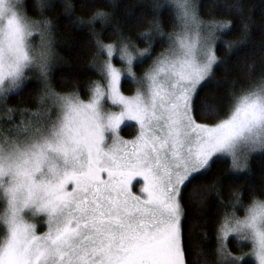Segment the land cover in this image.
I'll list each match as a JSON object with an SVG mask.
<instances>
[{
    "label": "snow or ice",
    "instance_id": "obj_1",
    "mask_svg": "<svg viewBox=\"0 0 264 264\" xmlns=\"http://www.w3.org/2000/svg\"><path fill=\"white\" fill-rule=\"evenodd\" d=\"M220 6L241 22L240 38L224 43L223 58L215 46L232 21L213 13L201 19L196 0H151V20L126 10L123 22L115 19L114 0L106 6L84 0L81 9L90 15L75 16L71 26L92 39L90 67L100 77L85 86V102L77 91L61 94L51 86L53 0H34L35 17L25 0H0V105L9 117L0 130V264H187L184 189L221 157L231 164L206 190L225 212L211 254L193 248L196 264H254L250 257L264 264V200L244 206L238 190L227 203L220 200L228 173L248 170L251 155L264 153V72L239 86L232 81L223 93L214 72L250 38L251 9L240 0ZM63 14L74 15L71 0H63ZM97 23L112 25L117 39L104 43ZM144 23L147 31L137 35L147 47L139 49L123 29ZM157 40L168 47L137 76L134 69L152 56ZM32 80L40 86L28 94L34 108L8 107L10 94L23 99ZM122 81L137 85L133 95L123 94ZM17 112L23 119L14 124L9 114ZM125 126L137 127L133 139L120 136Z\"/></svg>",
    "mask_w": 264,
    "mask_h": 264
},
{
    "label": "trees",
    "instance_id": "obj_2",
    "mask_svg": "<svg viewBox=\"0 0 264 264\" xmlns=\"http://www.w3.org/2000/svg\"><path fill=\"white\" fill-rule=\"evenodd\" d=\"M27 4L28 14L35 17L38 15L34 11V0H25ZM56 7L47 15L56 22L54 30L55 43L53 45L56 58L55 66L52 69L50 82L54 91L64 94L67 92L77 91L80 98L87 99L90 95L86 91L85 86L90 81L99 80L100 77L96 71L90 67L93 55L96 52L94 43L89 37L86 29L74 28L71 26V19L75 16H82L88 19L90 12L81 9L84 0H71L74 5V15L72 17L63 14V0H53ZM97 6H106L108 0H93ZM115 2V19L125 21L126 10L131 11L134 16L144 12L147 19H152V13L149 10L151 0H114ZM237 0H196L199 5V15L201 19H209V14L213 13L218 18L231 20L232 23L222 37L218 41L215 50L218 57L225 56L224 43L227 41H235L240 38L241 22L239 16L233 10L227 11L220 5H231ZM246 9H251V16L254 24L251 27V36L247 43L236 48L231 55L227 57V65L214 66L215 76L221 80L219 91L223 93L228 89L232 81L239 84H245L249 79H258L264 72V0H240ZM111 10V9H110ZM112 25H101L97 23L95 29L101 33L99 39L104 43L113 42L117 37L112 33ZM131 29V30H129ZM124 34L128 36L138 48H145L147 44L138 37L139 32L147 31V23L140 26L125 25ZM171 22L166 17L164 20V31H171ZM168 47V43H161L159 40L154 42L152 56L145 60L143 64L136 67L137 71L143 72L150 65L152 60ZM225 67L227 75H225ZM251 72L249 77L247 73ZM62 81H67L62 82ZM78 85V86H77ZM122 91L124 93H132L135 85L122 81ZM40 86L34 81L26 82L23 99L16 94H10L8 99V107L33 109L34 105L29 98V92H35ZM1 123L7 124L9 117L0 114ZM13 121L19 123L21 121L20 113L11 115ZM8 125V124H7ZM5 126V125H4ZM121 133L124 136L131 137L135 134V126H125ZM231 161L228 157H221L220 162L213 166L212 172L207 174L203 180L194 181L184 189V239L187 264H196V257L193 255V248L202 246L208 251L215 248L216 225L225 212V208L219 205V201L214 193H208L206 185L212 182V179L219 172L229 168ZM233 190L240 191L244 206L251 203L253 198L264 199V153H254L249 160V169L239 172H230L225 179L222 187V196L220 200L227 203L229 194ZM2 206H0V212ZM231 211V209H228ZM245 212L244 208L237 211L238 216H242ZM207 221V222H205ZM2 232V228H0ZM206 233L207 239L204 234ZM229 247L236 253H239L235 242ZM247 247L243 248L244 250ZM250 259V258H249ZM252 260V259H251ZM254 262V261H253ZM255 264V262H254Z\"/></svg>",
    "mask_w": 264,
    "mask_h": 264
},
{
    "label": "rangeland",
    "instance_id": "obj_3",
    "mask_svg": "<svg viewBox=\"0 0 264 264\" xmlns=\"http://www.w3.org/2000/svg\"><path fill=\"white\" fill-rule=\"evenodd\" d=\"M35 42H36V43L39 42V37H38V36H37ZM108 43H111V42H108ZM106 44H107V43H106ZM137 48H138V47H137ZM139 49H143V48H139ZM156 57H157V56H156ZM156 57H155V58H156ZM155 58H154V59H155ZM154 59H153V60H154ZM153 60H152V62L150 63V65L147 67L146 70H148L149 67L152 65ZM114 63L116 64L117 67H120V66H121L118 57L114 59ZM134 70H135L137 76H140V77H142V76L144 75L145 71H146V70H144L143 72H139V71H137L136 68H135ZM136 88H137V85H135V89H134V91H133L132 93H124L123 91H122V92H123L124 95L130 96V95H133V94L135 93ZM89 98H90V96H89L87 99H82V98H81V99H82L83 101L87 102V101L89 100ZM106 109L109 110V111H118V110H119V109H114V108H112L110 104L106 105ZM0 114H4V108H3V105H0ZM9 115L11 116L12 114H9ZM0 116H1V115H0ZM20 116H21V115H20ZM11 118H12V120L14 119V117H11ZM22 119H23V117H21V120H22ZM13 123H14V124H18V123H15L14 121H13ZM19 123H20V121H19ZM4 125H5V126H4ZM4 127H9V125L4 124V123H1V125H0V130H2ZM136 134H137V127H135V134H134L133 136H131V137L124 136V135L121 133V131H120V136L123 137V138L126 139V140H131V139H133V138L136 136ZM229 159H230V158H229ZM230 161H231V160H230ZM142 183H143L142 180H140V181H138V182H137V181H134L133 191H134L136 194H140V188L142 187ZM261 200H264V199H261ZM0 206H2V204H0ZM2 211H3V207H2L1 212H2ZM244 215H245V212H244V214H243L242 216H240V217H243ZM33 222H34V221H33ZM46 231H47V225H46V223H45L44 221H40V222L37 224V234H43V233H45ZM246 249H247V250H244V252H250V251H251V244H250V243L248 244V246H247ZM237 254H239V253H237ZM250 259H252V260L255 262L254 257H250Z\"/></svg>",
    "mask_w": 264,
    "mask_h": 264
}]
</instances>
